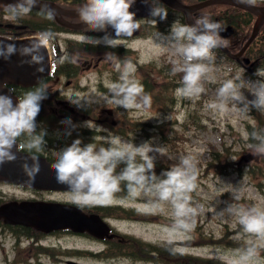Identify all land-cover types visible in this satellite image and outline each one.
<instances>
[{
	"label": "clouds",
	"instance_id": "clouds-1",
	"mask_svg": "<svg viewBox=\"0 0 264 264\" xmlns=\"http://www.w3.org/2000/svg\"><path fill=\"white\" fill-rule=\"evenodd\" d=\"M134 2L135 0H84L77 9L80 20L93 31L106 32L111 26L115 36L106 34L102 41L84 36L82 41L93 44L104 42L110 47L119 46L122 37L131 36L141 26L136 13L131 10ZM242 2L252 7L257 0ZM145 3L151 5L149 16L153 18V25L158 20L167 19L166 7L158 5L154 0H145ZM33 8H38L47 19H53L57 15V7L53 6L51 0H15L8 6V10L15 17L26 15ZM224 30L219 20L201 15L191 24L174 21L168 35L160 34L177 45V52L181 57L172 68L173 74H183L181 86L175 90L178 100L195 98L202 93V80L215 61L213 50L227 46L221 35ZM16 53L15 45H0V58L10 59ZM19 54L29 56L27 62L41 64L37 70H43L42 60L36 59L37 54L32 51L31 45L23 46ZM106 59L113 60L120 72L118 81L109 87L110 97H104L106 102L126 110L150 109L152 97L134 78V66L129 61H124L121 66L116 63L112 53L106 54ZM254 75L257 77L254 81L245 79L243 73L224 81L217 92L219 106L223 109L231 104L233 108L240 106L245 113L255 109L264 114V63L257 67ZM47 90V85L41 81L36 87L24 92L16 103L11 96L0 94V166L15 162L18 159L17 153L25 152L32 163L29 164L25 159L22 168L33 180L40 171L36 153L42 152L47 143L46 129L41 128L38 131L36 122L41 111V102L47 98ZM244 90L251 93V99L245 95ZM67 99L77 107L98 102L91 95ZM62 123L70 130L76 127L70 119ZM87 126L94 128L89 123ZM66 134H70V131ZM244 139L246 142L250 141L249 149L253 155L264 156V128L253 126ZM104 143L106 147L97 148L95 143L85 145L77 138L55 153V162L51 164L54 178L57 183L69 188L70 202L81 209L105 205L115 193L121 191L123 182L129 197L136 198L143 194L149 197L153 208H158L163 203L170 204L173 223L166 230L170 236L190 231L197 214L190 195L196 188L198 175V168L192 157H182L179 163L158 176L155 172V161L157 155L166 154L164 146L151 142L136 145L130 140L112 135L106 136ZM121 164L124 167L117 172ZM239 198L238 195L234 197L236 200ZM229 211L234 212L236 223L243 234L254 239L247 240L245 247L232 250L231 253L218 251L215 258L221 260L222 264L229 255L231 259L227 260V264H264V257L260 254L264 250V205H229ZM236 239L240 237L237 236ZM172 242L168 240L169 244Z\"/></svg>",
	"mask_w": 264,
	"mask_h": 264
},
{
	"label": "rangeland",
	"instance_id": "rangeland-1",
	"mask_svg": "<svg viewBox=\"0 0 264 264\" xmlns=\"http://www.w3.org/2000/svg\"><path fill=\"white\" fill-rule=\"evenodd\" d=\"M210 11V9H203L199 12V16L206 15ZM177 21L183 23L180 18H177ZM238 37V35L233 36L231 43L237 42ZM127 46L132 47L133 57L131 61L129 56L124 55L122 58L123 62L129 61L134 66V78L139 80L140 75L148 76V73H154L155 86L161 85L162 78L159 76V71L167 70L163 64L164 58L171 59L169 66L172 61L181 59L177 52V45L172 42L167 43L158 32L139 37ZM94 53L104 56L109 52L99 50ZM213 55L215 61L202 80V93L195 98L177 99V105L174 107H170L171 101L167 95L164 99L169 102V105L166 104L163 108L155 102L156 106L151 105L148 110L126 111L123 107L106 102L104 97H110V92L100 89L98 71L85 73L82 78V82L88 84L83 94L91 95L98 101L95 112L101 119L100 123L90 121L83 123V126L88 127L87 123L91 124L94 127L91 129L103 139L112 135L119 136L123 140H130L136 145L151 142L154 145L164 146L166 154L157 155L156 158H159L166 170L179 163L185 156L192 157L196 163L198 168L196 188L190 195L192 206L197 209V214L190 231L178 236H170L166 231L173 223L170 204L163 203L160 207L153 208L149 197L143 194L136 198L128 197L130 205L126 207L136 205V212L145 216V220L127 219L128 221H125L121 218L116 221L118 233H126L130 239L139 243L156 245L161 250L172 248L176 255L181 254L179 257H182L184 264H194V261L191 262L187 258L207 261L206 264H222L221 260L215 258L218 251L231 253L232 250L245 247L247 240L254 239L243 234L241 227L236 223L237 217L234 212L229 211V205H264V156L253 155L249 149V142L244 139L245 134L248 133L247 123L256 124L258 119H261L264 125V114L255 109L245 113L240 106L233 108L231 104L222 109L217 96L221 84L239 73H243L247 80H256L254 73L261 64L257 63L255 71L249 73L239 64L227 60L215 49ZM134 59L143 63L144 67L135 65ZM111 67L113 68L114 64ZM109 69L110 67H105L100 70ZM108 76V72L105 71L100 79L106 80ZM179 82L178 87L181 86V80ZM168 90H171L170 85ZM244 91L245 95L251 99V93ZM68 93V96L72 97L82 96L78 92L71 93V90ZM200 124L205 127H200ZM215 149L225 153H222V160L213 157ZM253 164H256V168L253 173H250L249 167ZM239 169L244 170V176H239ZM237 195L240 197L239 200L234 199ZM237 236L240 239H236ZM168 240L173 242L169 244ZM239 243L240 245H237ZM260 254L264 257V250ZM229 259L231 256H226L223 264H227ZM164 260V257L157 259L159 264H182L178 260L174 263L170 262V259ZM106 264L148 263L120 259L107 261Z\"/></svg>",
	"mask_w": 264,
	"mask_h": 264
},
{
	"label": "flooded vegetation",
	"instance_id": "flooded-vegetation-1",
	"mask_svg": "<svg viewBox=\"0 0 264 264\" xmlns=\"http://www.w3.org/2000/svg\"><path fill=\"white\" fill-rule=\"evenodd\" d=\"M51 1L64 9L78 8L84 2V0ZM181 1L189 3L186 0ZM257 3L264 5V0H257ZM39 15H42L39 10L32 9L26 15L15 17L8 9H2L0 11V34L20 36L32 28L29 22L41 19ZM226 15L227 13L221 14L219 16L220 21H227L233 24L237 30L248 29L250 22L252 25L255 20V16L242 10L237 11L234 17L232 14L230 16ZM63 16L68 23H79L81 21L80 17ZM152 19L149 16L141 19L140 23L151 24ZM41 24L46 25L42 29L51 31L49 33L51 44L58 47L59 53L56 55V62H58L57 73L43 81L48 87L47 92L54 94L53 101L41 102L39 115L48 111L51 114L68 118L82 107H77L71 103L67 99L71 96H68L65 90L69 89L73 91L80 88V79L83 71L99 68L103 62L102 59L95 60L93 56L84 58L74 55L70 59H67V49H61V47H65L63 46L65 40L69 43H77L82 40L85 34L98 31L74 29L58 23L55 18L48 19V21L41 22ZM90 63L92 64L91 66ZM36 122L38 126L42 121L37 119ZM40 129L38 126L37 130L39 131ZM57 151L59 149H53L46 143L43 151L36 154L55 157ZM59 193L61 192L37 190L14 183L0 182V206L13 201L71 203L69 198H63L58 195ZM96 207H85L83 210L90 213L96 211ZM105 218L110 219L107 216ZM95 244H100L104 247V245H107V239L97 240L86 232H75L70 227L43 231L35 226L7 222L4 218L0 219V264H104V261H106L103 258L104 250L100 251L101 247L99 248Z\"/></svg>",
	"mask_w": 264,
	"mask_h": 264
},
{
	"label": "water",
	"instance_id": "water-1",
	"mask_svg": "<svg viewBox=\"0 0 264 264\" xmlns=\"http://www.w3.org/2000/svg\"><path fill=\"white\" fill-rule=\"evenodd\" d=\"M4 2L7 0H3ZM12 1V0H10ZM166 3L181 9L186 13L187 22L194 23L192 13L194 10L203 7L207 4L214 2H230L236 5L246 7L257 14H259V20L257 21L254 30L252 32L251 37L244 44L241 50L237 53H232L227 49V47H222L225 52H227L231 57L240 60V56L243 54L251 40L257 34L260 25L264 21V7L259 8L255 6H248L240 0H207L203 2H199L193 5H183L177 0H164ZM2 1L0 0V7L2 6ZM150 4H146L145 0H136L132 5L131 10L136 13V17L140 15H145L150 12ZM86 25L84 23L80 24V26ZM111 32L114 33V30L109 26ZM138 32V30L136 31ZM134 32V33H136ZM233 33L232 27H226L221 35L229 36ZM0 45H15L17 49V53L12 55L10 59L0 58V94H7L11 96L13 102H18V97L12 93L11 89L8 86H5V83L11 84H21L24 86L32 85L37 83L40 78L47 74L49 71V53L47 48L42 43V41L37 37L25 38V39H11L7 37L0 36ZM31 45V49L34 53H36V59L42 60V71H38L37 68L41 67V64H30L27 61L30 59L29 56H21L19 54V50L25 46ZM245 62H249V59H244ZM15 150V149H14ZM18 159L15 162L6 163L3 166H0V179L10 180L15 182H22L25 184L33 185L40 188H66L67 185L59 184L56 182L54 178V172L51 168V163H47L44 159L39 158L40 171L35 176L34 180L30 179L28 175H26L24 169L22 168V164L25 159L29 164L32 163V160L28 157V154H24L21 152L17 153ZM23 208L20 205L14 206L16 210L14 213L11 212L9 215L8 210L6 212L0 208V216L4 215L6 219L11 221H30L34 222L37 225L47 227L46 229H53L57 227L63 226H72L75 230H88L92 234L103 237L109 232V226L105 221H103L99 215H85L82 211H75L69 207L59 206V205H39L34 204L31 206H26V210H31L32 212L23 215L17 214L19 209ZM31 217L28 218L27 216ZM25 217V218H24Z\"/></svg>",
	"mask_w": 264,
	"mask_h": 264
},
{
	"label": "trees",
	"instance_id": "trees-1",
	"mask_svg": "<svg viewBox=\"0 0 264 264\" xmlns=\"http://www.w3.org/2000/svg\"><path fill=\"white\" fill-rule=\"evenodd\" d=\"M240 42V39H237V42L235 43H228L229 47L231 49H237L239 46H237V43ZM241 44V43H240ZM218 49V48H217ZM219 50V49H218ZM247 53L249 55H251L252 57H254L258 63H264V44H262L261 46H258L257 48L252 46V47H249L248 50H247ZM182 73H180V76L182 78ZM196 124H199V123H196ZM253 126H256L258 128H264V125H263V122L261 119H258V122H256V124H251L250 122L247 123V132H250L253 128ZM200 127H205L204 125H201L200 124ZM87 140V139H86ZM101 142V141H100ZM88 143H95V140H87V142H84V144H88ZM250 143V141H249ZM101 146H107L104 142H101ZM228 149V148H226ZM218 149H215L214 152H213V157L215 159H219V160H222V151L218 150ZM225 154V153H223ZM157 162L155 163V172L156 174L159 176L161 175V173L165 172L166 169L164 168L163 166V163L159 161V158H156ZM263 161H264V158H263ZM162 164V165H161ZM256 164H253V165H250V173H253V171L255 170L254 168ZM124 167L123 164L119 165L118 168H117V172H119L122 168ZM239 175H243L244 174V170L243 169H239ZM125 184L122 182L121 183V191L115 193L117 195H123L124 194V189H125ZM241 202V200H240ZM128 242L133 244L132 247H130L129 249V253H131L132 255H135V256H138L139 258H143V259H147L148 257H154L155 260L158 259V257L162 258L164 257V261H167L168 259H170V262H177V260L179 262H181L182 264L183 263V259L182 257H179L181 254H177L176 255V252L172 250V248H168V249H165L163 248L162 250L157 247L156 245H150V244H144V243H139L137 242L136 240L134 239H128ZM233 245V244H231ZM237 245H240L237 244ZM116 248H119V250H122V247H116ZM154 254V255H152ZM156 255V256H155ZM177 256V258H176ZM189 260H191V262L194 261V264H206L207 261H201L197 258H187Z\"/></svg>",
	"mask_w": 264,
	"mask_h": 264
}]
</instances>
